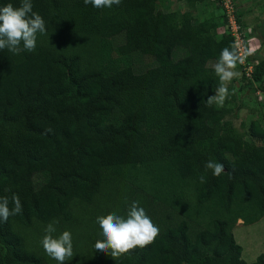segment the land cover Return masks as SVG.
Masks as SVG:
<instances>
[{
  "label": "trees",
  "instance_id": "16d2710c",
  "mask_svg": "<svg viewBox=\"0 0 264 264\" xmlns=\"http://www.w3.org/2000/svg\"><path fill=\"white\" fill-rule=\"evenodd\" d=\"M162 1L32 0L47 33L34 52L0 50V197L17 194L23 205L0 222V264H57L41 244L54 221V235L72 233L65 264H264L244 261L233 233L264 217V108L241 131L226 116L239 102L206 104L234 38L219 33L215 14L196 19L159 9ZM258 51L251 77L237 68L264 93ZM135 52L157 65L136 73ZM209 160L224 165L220 176ZM132 201L159 227L155 241L116 259L97 251L96 218L126 216Z\"/></svg>",
  "mask_w": 264,
  "mask_h": 264
},
{
  "label": "clouds",
  "instance_id": "9594fccd",
  "mask_svg": "<svg viewBox=\"0 0 264 264\" xmlns=\"http://www.w3.org/2000/svg\"><path fill=\"white\" fill-rule=\"evenodd\" d=\"M83 2L95 8H111L113 5L119 6L122 0H83ZM46 33V22L40 14L33 11L32 0H20L19 6H14L12 3L0 6V50L7 49L12 53L34 52L38 34ZM247 54L245 50L241 55L240 46L235 44L231 48L222 49L219 60L214 65L219 86L213 95L208 96L206 101L208 106L213 103L224 106L230 97L227 85L239 76L237 65L244 62ZM205 168L211 170L212 175L217 177L224 172L222 163L211 160L205 163ZM22 210L23 205L19 195L13 194L11 198L0 197V222H7L9 217L19 215ZM56 223L58 221L46 225L41 244L51 259L57 264H65L75 255L73 237L70 230H65L58 236L54 235L57 231ZM96 223L102 230L103 239L96 240L94 248L110 254L115 259L138 247L144 248L152 244L160 231L145 209L140 206L139 201L131 202L126 216L113 212L98 216Z\"/></svg>",
  "mask_w": 264,
  "mask_h": 264
},
{
  "label": "rangeland",
  "instance_id": "374dc122",
  "mask_svg": "<svg viewBox=\"0 0 264 264\" xmlns=\"http://www.w3.org/2000/svg\"><path fill=\"white\" fill-rule=\"evenodd\" d=\"M237 4V13L242 22V33L246 36L243 38L251 47L257 46L258 55L264 57V0H235ZM186 1L178 2L176 0H163L159 3V9L164 11H186L191 10L196 19H203L215 14L220 18L219 33L227 32L229 26L225 24L222 8L219 0H206L199 2L193 8L188 7ZM236 11V9H235ZM113 44L118 47L121 44L120 37H114ZM181 51L177 50L176 57H179ZM157 63L150 56L140 52L133 55V67L136 73H141L150 67L156 66ZM239 76L228 83L230 97L234 107L236 102L241 108L234 114L227 113L228 118L233 117L235 125L242 131L241 124L245 122L249 124L252 120L258 118L260 112L264 108V93L257 89L256 85L247 86V82L243 79L242 71L237 68ZM234 93V94H232ZM236 242L243 248L242 258L247 263L257 261L260 256H264V217L253 225H238L233 230Z\"/></svg>",
  "mask_w": 264,
  "mask_h": 264
},
{
  "label": "built area",
  "instance_id": "2783aa9c",
  "mask_svg": "<svg viewBox=\"0 0 264 264\" xmlns=\"http://www.w3.org/2000/svg\"><path fill=\"white\" fill-rule=\"evenodd\" d=\"M222 2L228 19L229 32L234 38V44L240 46L241 55L247 50L248 54L244 57V62L241 64L245 68L247 77H251L254 68L253 65L248 63V58L249 54L257 51V46L251 47L247 41H243L246 36L242 33V26L237 21L233 0H222Z\"/></svg>",
  "mask_w": 264,
  "mask_h": 264
},
{
  "label": "crops",
  "instance_id": "0c3cea01",
  "mask_svg": "<svg viewBox=\"0 0 264 264\" xmlns=\"http://www.w3.org/2000/svg\"><path fill=\"white\" fill-rule=\"evenodd\" d=\"M176 1H178V2H180V1L181 2L186 1L187 2V0H180V1L179 0H176ZM240 222H242V224H243V221H240Z\"/></svg>",
  "mask_w": 264,
  "mask_h": 264
}]
</instances>
